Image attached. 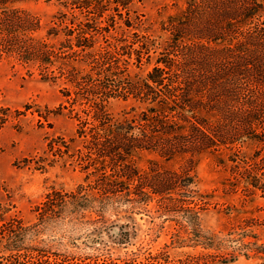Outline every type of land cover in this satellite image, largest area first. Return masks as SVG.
<instances>
[{"label": "trees", "instance_id": "1", "mask_svg": "<svg viewBox=\"0 0 264 264\" xmlns=\"http://www.w3.org/2000/svg\"><path fill=\"white\" fill-rule=\"evenodd\" d=\"M56 1L48 32L58 50L41 48L39 59L58 64L73 104L86 106L84 129L64 147L95 159L70 160L88 185L49 195L44 212L93 223L95 243L127 244L135 160H234L259 146L264 155V0H184L157 19L146 13V0ZM113 102L125 109L112 113ZM188 164L187 172L197 167ZM141 180L162 192L159 175Z\"/></svg>", "mask_w": 264, "mask_h": 264}, {"label": "rangeland", "instance_id": "2", "mask_svg": "<svg viewBox=\"0 0 264 264\" xmlns=\"http://www.w3.org/2000/svg\"><path fill=\"white\" fill-rule=\"evenodd\" d=\"M183 2L146 0L145 11L157 19L162 9ZM58 11L56 0L0 5V264H264L260 146L234 160H153L151 155L135 160L140 175L133 182L138 195L131 197L127 244L107 238L95 243L89 234L93 223L44 212L49 195L87 187L85 171L73 170L70 160L95 159L85 150L78 158L72 147H64L84 129L86 106L81 100L73 104L69 77L59 65L39 59L41 48L58 50L48 32ZM124 109L120 102L110 107L114 114ZM189 161L197 164L192 172ZM158 175L164 178L155 183L165 186L161 193L141 180ZM119 229L112 231L116 239ZM224 248L229 251L221 257Z\"/></svg>", "mask_w": 264, "mask_h": 264}]
</instances>
